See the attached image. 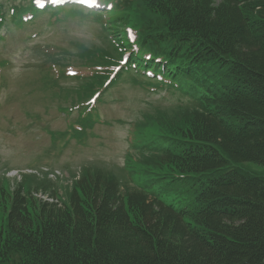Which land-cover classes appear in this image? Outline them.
<instances>
[{
	"label": "trees",
	"instance_id": "trees-1",
	"mask_svg": "<svg viewBox=\"0 0 264 264\" xmlns=\"http://www.w3.org/2000/svg\"><path fill=\"white\" fill-rule=\"evenodd\" d=\"M140 2L158 21L122 43L113 25L129 9L100 1L110 42L128 53L114 79H151L191 107L155 119L167 135L145 160L171 176L124 192L112 173L83 170L66 203L0 186V264H264V177L237 165L264 168V0Z\"/></svg>",
	"mask_w": 264,
	"mask_h": 264
},
{
	"label": "rangeland",
	"instance_id": "rangeland-1",
	"mask_svg": "<svg viewBox=\"0 0 264 264\" xmlns=\"http://www.w3.org/2000/svg\"><path fill=\"white\" fill-rule=\"evenodd\" d=\"M102 1L129 9V18L113 25L122 43L125 39L134 41L137 22L158 21L140 0ZM32 2L0 0L7 23L0 30V186L10 191L21 186L39 200L56 194L66 203L73 182L83 170L112 173L124 192L142 180L171 176L169 169L154 167L152 161L145 160L153 156L151 148L159 143L160 135H167L163 124L157 125L155 119L163 114L173 121L191 107L181 110L187 103L178 93L157 86L151 79L131 72L114 79V71L123 65V55L110 42L107 17H101L105 26L73 4L31 12ZM20 9L25 11L21 15H32L16 27L10 16ZM60 68L64 74L67 70L76 75L67 78ZM78 75H83L81 80L99 76L103 81L83 97L78 90L83 83L72 78ZM51 76L57 77L60 85L57 89L51 82L49 88L68 87L70 102L47 88ZM95 92H102L99 98ZM237 165L264 177V168L257 163ZM44 166L49 170H42Z\"/></svg>",
	"mask_w": 264,
	"mask_h": 264
}]
</instances>
